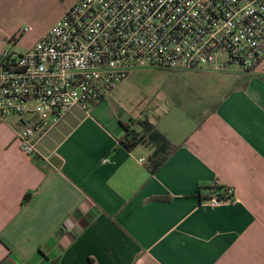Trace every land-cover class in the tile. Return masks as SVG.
I'll list each match as a JSON object with an SVG mask.
<instances>
[{"label":"crops","instance_id":"obj_1","mask_svg":"<svg viewBox=\"0 0 264 264\" xmlns=\"http://www.w3.org/2000/svg\"><path fill=\"white\" fill-rule=\"evenodd\" d=\"M44 1L0 0V58ZM35 30L15 47L49 28ZM193 74L218 79L208 108L123 116L102 110L105 98L72 108L32 156L19 118L0 119V264H264V61L251 74ZM146 118L176 148L155 174V148L121 143ZM215 187L235 200L209 205Z\"/></svg>","mask_w":264,"mask_h":264},{"label":"built area","instance_id":"obj_2","mask_svg":"<svg viewBox=\"0 0 264 264\" xmlns=\"http://www.w3.org/2000/svg\"><path fill=\"white\" fill-rule=\"evenodd\" d=\"M30 30L0 58V119L19 118L29 156L72 108L89 110L136 70L251 74L264 61V0H75L33 48L15 51ZM226 188L209 205L232 203Z\"/></svg>","mask_w":264,"mask_h":264},{"label":"rangeland","instance_id":"obj_3","mask_svg":"<svg viewBox=\"0 0 264 264\" xmlns=\"http://www.w3.org/2000/svg\"><path fill=\"white\" fill-rule=\"evenodd\" d=\"M67 0L44 1L39 9L40 16L30 17L23 22V28L33 27L35 31L51 28L57 20L56 13ZM73 6V5H72ZM54 23V24H53ZM19 34V33H18ZM21 47H13L17 52H26L33 42L34 32L26 34ZM12 48L8 44L6 49ZM202 74V73H201ZM218 79L211 74L194 75L189 72H168L158 68H145L133 72L107 97L102 110L116 115H137L146 110L149 116L166 107L185 109H206L218 98ZM221 90V86H220ZM107 104V103H106ZM105 106H108V108Z\"/></svg>","mask_w":264,"mask_h":264},{"label":"trees","instance_id":"obj_4","mask_svg":"<svg viewBox=\"0 0 264 264\" xmlns=\"http://www.w3.org/2000/svg\"><path fill=\"white\" fill-rule=\"evenodd\" d=\"M15 39L16 37L12 40ZM139 125L141 126L140 131H136V129L132 130L131 127H126L128 132L121 143L128 151H132L140 145L155 148L150 162V170L155 174L168 161L176 148L170 143L166 135L161 133L147 118L139 122ZM210 190L209 188V191ZM211 192L218 194L221 198H225L228 195L226 187H215L212 188ZM163 200L169 201L170 198H163Z\"/></svg>","mask_w":264,"mask_h":264}]
</instances>
